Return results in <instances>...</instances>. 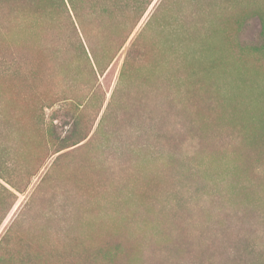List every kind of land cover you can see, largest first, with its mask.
<instances>
[{
  "label": "rangeland",
  "instance_id": "rangeland-1",
  "mask_svg": "<svg viewBox=\"0 0 264 264\" xmlns=\"http://www.w3.org/2000/svg\"><path fill=\"white\" fill-rule=\"evenodd\" d=\"M32 3L0 0V264H264V0Z\"/></svg>",
  "mask_w": 264,
  "mask_h": 264
},
{
  "label": "trees",
  "instance_id": "trees-1",
  "mask_svg": "<svg viewBox=\"0 0 264 264\" xmlns=\"http://www.w3.org/2000/svg\"><path fill=\"white\" fill-rule=\"evenodd\" d=\"M32 1L35 2L36 0H13L15 4L20 3L22 5V8H30L29 6H34ZM55 4L58 10H67V7H70L72 11L75 12V14L77 13L75 0H57V3ZM27 76L29 75H24L22 76V78L25 80ZM30 78L34 79L35 81L38 80L37 78L35 79L34 75H31ZM23 79H20V81H22Z\"/></svg>",
  "mask_w": 264,
  "mask_h": 264
}]
</instances>
